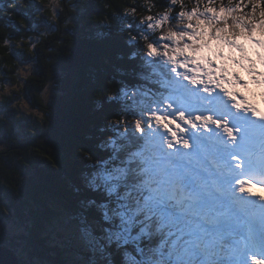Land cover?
<instances>
[{
    "label": "trees",
    "instance_id": "trees-1",
    "mask_svg": "<svg viewBox=\"0 0 264 264\" xmlns=\"http://www.w3.org/2000/svg\"><path fill=\"white\" fill-rule=\"evenodd\" d=\"M108 2L115 15L101 0H94L92 11L94 16L107 14L111 26L92 22V16L80 23L67 48L70 55L58 48L61 55L53 67L65 71L66 79L53 94L51 124L44 133L52 160L24 150L10 162V169L0 166V218L14 213L23 227L17 236L2 232L0 245H8L20 257L23 243L29 262L179 264L171 248L155 244L164 232L160 211L172 214L178 201L172 194L168 204H162V194L142 167L144 156L133 152L144 142L132 123L140 119L148 129V114L170 96L168 64L191 45L196 49L206 43L202 29L211 15L222 16L230 24L229 32L246 41L264 32V0H124L123 6ZM24 3L28 12L16 0H0V11L7 8V15L26 16L31 24L36 0ZM13 23L19 30L14 18ZM128 24L131 30L120 31ZM40 31L38 27L36 33ZM128 32L137 37L133 46L126 43ZM55 40L68 44L63 37ZM153 40H159V51L144 47ZM45 44L48 49L57 47L54 42ZM146 52L157 58L145 63ZM12 55H23L14 43ZM98 88L105 90L99 94L114 90L116 98L102 95L98 102ZM121 119L128 121L126 130L117 125ZM101 213H106L107 224ZM206 256L200 264L209 261ZM26 260L20 258L22 264Z\"/></svg>",
    "mask_w": 264,
    "mask_h": 264
},
{
    "label": "rangeland",
    "instance_id": "rangeland-1",
    "mask_svg": "<svg viewBox=\"0 0 264 264\" xmlns=\"http://www.w3.org/2000/svg\"><path fill=\"white\" fill-rule=\"evenodd\" d=\"M190 21L194 22L193 19ZM206 39L212 40V37L207 36ZM227 42L228 46L216 48L215 44L210 43L195 54H184L176 65L192 73V84L213 88L211 93L202 91L201 87H193L186 81L177 80L169 70L175 82L171 96L176 99L170 98V103L166 102L165 107L158 112L174 116L183 111L193 123H186L185 127L176 124L180 132L177 136L176 132L169 128L175 121L169 120L165 123L157 117L158 123L169 129L171 136L168 137L155 124L144 132L147 147L144 156L148 159L147 170L154 187L163 188V191L167 192L176 190L182 212L187 214V218H179L174 214L162 213L166 233L161 239L167 247L182 252L179 258L181 262L188 264H191L189 261H192L190 255L193 251V259L200 251L210 253L212 259L216 260L213 264H253V255L264 260V202H260L264 193L255 194L248 190L236 176L226 177V157L219 156V159H216V154H212V160L208 159L209 145L225 147L228 137L242 125L246 114L235 119L238 125L223 137L218 136L211 125L203 126L208 119L216 124H224L233 118L230 114V109L234 108L233 102L226 103V97L219 96L215 89L220 88L227 77H235L237 87L251 90L248 89L249 81L258 79L257 70H264V34L248 42L236 38ZM258 84V88L264 90V84H261L259 79ZM239 98L245 101L244 94L236 95L233 101L241 105ZM259 99L264 100V95L255 98L250 111ZM168 105L172 107L169 108ZM222 105L224 107H221ZM196 120H199L201 125L199 128L194 127ZM203 131L206 132L204 137ZM219 138H222V141ZM198 148L205 151L207 160H195L198 158ZM210 162L216 163L217 168L210 166ZM199 165L204 168L199 169ZM213 185L217 193L212 195L210 200H201L198 192L201 190L211 194ZM9 214L8 219L0 218V234H23V227L18 226V220L13 218L14 213ZM22 245L20 253L18 252L19 258L26 260L25 245ZM26 263L43 264L35 259L31 262L26 260Z\"/></svg>",
    "mask_w": 264,
    "mask_h": 264
},
{
    "label": "snow or ice",
    "instance_id": "snow-or-ice-1",
    "mask_svg": "<svg viewBox=\"0 0 264 264\" xmlns=\"http://www.w3.org/2000/svg\"><path fill=\"white\" fill-rule=\"evenodd\" d=\"M65 2H62L63 5ZM11 7V5H9ZM28 5L24 8V12H28ZM34 13L32 14V22L29 24L28 17L22 16L25 20L24 25L19 24V30L16 28V24L13 23V16L15 13L11 15H7V8H4L3 11H0V23L4 25L7 29L6 39L9 41H13L19 39L23 35H28L29 37H41L45 34L51 33H61L57 35L55 38L63 37L64 39H71V42H74V38L78 29L80 27L81 22L89 21V19L95 15L92 11L93 8L96 7L94 0H87L86 3L82 2V0H71V3H68L65 7L57 5L55 7L52 6V13L55 19H52L49 15L45 14V5L38 3L36 0ZM93 22V21H92ZM17 23V22H16ZM64 24L65 27L61 30L60 25ZM87 26V24H85ZM40 27L41 31L36 33V29ZM125 28L128 30L132 29V25L128 24L126 26L121 27L120 31H124ZM13 30L16 31V35H13ZM147 40V38H144ZM30 43H37L35 40L29 41ZM53 42V41H48ZM129 46H133L137 43V37H129L126 41ZM144 47L146 49H156L159 51V40H153L151 42H146ZM10 48V56L17 61L21 66L25 64L32 65V75L36 78H43V83L34 84L31 81L22 80L21 84L22 88V96L20 93L13 92L10 97H7L3 102H0V166L4 169H10V162L16 161L20 153L24 150H31L38 145V142L45 143L44 133L50 127V109L49 105L52 103L54 98V93H57L60 89L59 86L66 79V72L56 71L54 70V65L57 61L48 64L45 66L44 60L49 59L48 56L44 55V49H48L47 45L44 44V48L35 47L32 49V53L27 58L25 57V53L22 49H17L15 46V50H18L23 55L22 56H13V43L9 45ZM70 55V52H69ZM145 57L147 60L145 63L152 61L155 57L150 52L145 53ZM133 58L135 59V54H133ZM170 71L175 75L177 80L186 81L188 84L193 87H201L202 91L211 93L214 89L210 88L206 85H194L191 83L192 73L187 72L183 69H180L176 66H171ZM12 80L5 79L4 83L6 85H11ZM97 93H102L105 91L102 88H98ZM41 96L44 98L43 104L41 103ZM116 97L114 95L108 96V100H114ZM23 99L24 105L27 106V109L24 106L17 105L13 107L14 104H17L18 101ZM103 97L98 102H102ZM171 108V105H168ZM233 107L238 111H243L245 113H250L254 118L255 117L251 111L247 108H237L235 102L233 101ZM41 110L44 111V116L47 119L46 126H42L40 123V118L37 113ZM157 117L164 120L167 123L169 120H173L176 123L170 124L169 128L172 131L176 132L177 136L180 135L179 129L176 127V124H179L180 127H185V124L193 123L190 120L189 116L186 115L183 111L177 112L174 116L163 114L162 112H153L148 114L149 118V127L152 126V123L155 124L156 127L162 129L168 137L171 136L169 129L163 127L162 124L158 123ZM261 122H264V119H258ZM128 121L126 119H121L117 122V125L122 126L125 130L127 128ZM135 127V130L141 135L144 132V128L142 125V121L140 119L135 120L132 123ZM187 130V129H186ZM241 131V129H239ZM110 142L114 143L112 139ZM52 147V146H50ZM25 167H31L30 164L25 163ZM19 172V169H17ZM19 194L18 192L16 193ZM5 209L7 207L5 205ZM106 213H101V217L104 223H108L104 217ZM109 248L113 247L112 244L108 245ZM253 264H264V260L259 259L257 256L253 255Z\"/></svg>",
    "mask_w": 264,
    "mask_h": 264
},
{
    "label": "clouds",
    "instance_id": "clouds-1",
    "mask_svg": "<svg viewBox=\"0 0 264 264\" xmlns=\"http://www.w3.org/2000/svg\"><path fill=\"white\" fill-rule=\"evenodd\" d=\"M17 3L21 4L22 7H26V4L24 3V0H16ZM116 4H119L123 6L124 0H114ZM38 3L45 5V14L49 15L52 19H55L53 13H52V6L53 5H60L63 9L68 3H71V0H65V3L61 5V0H38ZM101 3L104 5L106 9L112 12L113 15L116 14L115 9L112 8L111 4L108 2V0H101ZM125 12H129V9L125 8ZM11 15V14H9ZM13 18L16 20L17 23L20 25L25 24V20L23 17H15ZM93 22H99L101 24H108L111 26L113 21L109 18L107 14L101 15V16H93L92 18ZM65 27L64 24L60 25V28L63 29ZM61 33H51V34H45L41 37H29L28 35H23L19 39L9 41L5 37L7 35V29L4 27L2 23H0V102H3L7 97H10L11 94L15 91L17 93H20L22 96V80L31 81L34 84H41L43 83V78H36L32 75V65L31 64H25L21 66L17 63L15 59H13L9 52L10 48L9 45L14 43L17 49H22L25 53V57L31 55L32 49L35 47H40L41 49L44 48V44L47 41H53L57 47H53L50 49H44V55L51 57L49 59L44 60L45 66L48 64H51L58 60L61 53L58 50V48H65L64 55H69V52L67 51V48L71 45V39L68 38V44H60L59 41L55 40V37L57 35H60ZM119 34V33H117ZM129 37H134V35L131 32H128L126 34V39ZM35 40L37 43H30L29 41ZM11 79L13 82L11 85H6L4 83L5 79ZM111 85V81L108 82ZM102 95H114V90L109 89L103 94H97L96 98H101ZM44 98L41 96V103L43 104ZM260 106L264 108V102H259ZM17 105L24 106L27 109V106L24 105L23 99L17 102V104H14L13 107H16ZM38 117L40 118V123L42 126H46L47 119L44 116V111L41 110L39 113H37ZM47 148V151H44V149ZM31 151H35L39 156L46 157L48 160H52V156L50 155L52 149L50 146L45 145L42 142H38V145L35 146ZM7 214L6 209H2Z\"/></svg>",
    "mask_w": 264,
    "mask_h": 264
},
{
    "label": "bare ground",
    "instance_id": "bare-ground-1",
    "mask_svg": "<svg viewBox=\"0 0 264 264\" xmlns=\"http://www.w3.org/2000/svg\"><path fill=\"white\" fill-rule=\"evenodd\" d=\"M257 78L259 79V81H261V84H264V70L262 69L257 70ZM236 82H237V78L227 77L225 79V83L220 88H216L215 91L217 92L219 96H223V97L225 96L226 97L225 102L229 104L233 102V98L236 95L244 94L245 96L244 103L242 105L236 104V106L237 108H247L250 111V107L252 106L255 98L259 96H263L264 90L258 87L252 90H244V89L237 87ZM221 107H224V106L222 105ZM244 113L245 112H243L242 110L238 111L237 109L232 108L230 109V114L233 115V118L227 120L224 124H216L211 119H208L206 124H204L203 126L211 125L212 128H214L217 131V135L223 137L224 135L228 134L231 130H233L238 125L235 119L240 118ZM200 126L201 125L199 124V120H196L194 127L199 128ZM205 134L206 132L203 131V137L205 136ZM219 140L222 141V138L221 139L219 138ZM214 150H217V152H222L225 156L227 155V153L223 149V146H215L211 144L209 145V158H208L209 160H212V158L210 159V156L213 154ZM203 168L204 166L199 165V169H203Z\"/></svg>",
    "mask_w": 264,
    "mask_h": 264
},
{
    "label": "water",
    "instance_id": "water-1",
    "mask_svg": "<svg viewBox=\"0 0 264 264\" xmlns=\"http://www.w3.org/2000/svg\"><path fill=\"white\" fill-rule=\"evenodd\" d=\"M0 264H22L15 251L3 245L0 247Z\"/></svg>",
    "mask_w": 264,
    "mask_h": 264
}]
</instances>
